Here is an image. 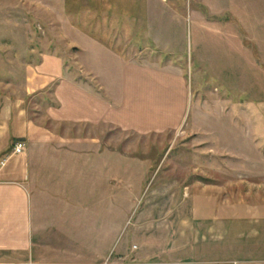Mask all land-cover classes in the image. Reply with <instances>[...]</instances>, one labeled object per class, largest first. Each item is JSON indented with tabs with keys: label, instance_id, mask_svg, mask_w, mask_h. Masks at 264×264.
<instances>
[{
	"label": "rangeland",
	"instance_id": "rangeland-1",
	"mask_svg": "<svg viewBox=\"0 0 264 264\" xmlns=\"http://www.w3.org/2000/svg\"><path fill=\"white\" fill-rule=\"evenodd\" d=\"M82 3L0 0V93L18 95L28 76L33 85L32 78L44 79L51 69L48 56L59 59L61 76L91 73L92 78L80 76L81 82L92 88L107 84L101 80L109 76L106 57L98 52L87 63L79 53L82 38H90L77 13ZM237 6L245 24L254 20L255 10L264 21V0H239ZM246 45L252 49L229 58L222 76L188 75L191 98L179 128L146 133L101 128L100 151L111 153L115 201L109 194L110 209L98 210V218L116 224L110 254L115 264H264V54ZM55 83L32 95L37 100L39 93L51 94ZM30 96L24 97L31 99L29 116L42 120L43 103L33 104ZM78 196L92 200L86 192ZM45 201L54 208H44ZM55 202L42 198L43 216L60 217L70 240L97 244L95 227L83 225L95 219L94 210Z\"/></svg>",
	"mask_w": 264,
	"mask_h": 264
},
{
	"label": "crops",
	"instance_id": "crops-1",
	"mask_svg": "<svg viewBox=\"0 0 264 264\" xmlns=\"http://www.w3.org/2000/svg\"><path fill=\"white\" fill-rule=\"evenodd\" d=\"M85 1L77 13L90 38H82L79 53L87 63L106 57L109 76L101 80L107 84L92 88L81 82L80 76L92 78L91 73L61 76L59 59L48 56L51 69L44 79L32 78L33 85L28 76L18 95L0 93V264H115L110 254L116 224L98 218V210L110 209L109 194L115 201L111 153L100 151L101 128L177 129L191 98L188 75L222 76L228 59L247 43L257 56L264 54V21L255 10L254 20L245 24L239 0ZM55 80L51 94L39 93L36 100L32 92ZM29 94L33 104L43 103L42 120L29 116L31 99L24 98ZM15 142L23 145L18 153L12 152ZM84 192L92 198L88 203L78 196ZM42 198L63 208L94 210L95 219L83 225L95 227L97 244L70 240L60 217L43 216ZM52 204L45 201L44 208Z\"/></svg>",
	"mask_w": 264,
	"mask_h": 264
},
{
	"label": "built area",
	"instance_id": "built-area-1",
	"mask_svg": "<svg viewBox=\"0 0 264 264\" xmlns=\"http://www.w3.org/2000/svg\"><path fill=\"white\" fill-rule=\"evenodd\" d=\"M22 143L21 142H15L14 145H13V149H12V152H15V153H18L21 151L22 149ZM235 264V263H233Z\"/></svg>",
	"mask_w": 264,
	"mask_h": 264
}]
</instances>
